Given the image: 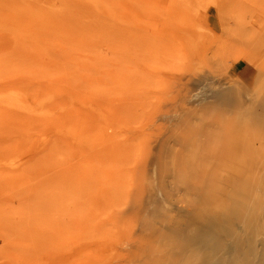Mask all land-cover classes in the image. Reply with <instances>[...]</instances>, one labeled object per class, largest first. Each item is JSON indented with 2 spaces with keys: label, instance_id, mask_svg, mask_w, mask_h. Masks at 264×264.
<instances>
[{
  "label": "rangeland",
  "instance_id": "obj_1",
  "mask_svg": "<svg viewBox=\"0 0 264 264\" xmlns=\"http://www.w3.org/2000/svg\"><path fill=\"white\" fill-rule=\"evenodd\" d=\"M0 264H264V0H0Z\"/></svg>",
  "mask_w": 264,
  "mask_h": 264
},
{
  "label": "bare ground",
  "instance_id": "obj_2",
  "mask_svg": "<svg viewBox=\"0 0 264 264\" xmlns=\"http://www.w3.org/2000/svg\"><path fill=\"white\" fill-rule=\"evenodd\" d=\"M213 123H214V122H213ZM223 126H224V124H223ZM224 128H225V127H224ZM210 131H211V130H210ZM215 131H216V130H215ZM215 131H214V132H215ZM253 132H254V131H253ZM211 133H212V131H211ZM258 133H259V132H258ZM213 134H215V133H213ZM251 134H252V133H251ZM255 134H256V133H255ZM260 134H261V133H260ZM258 136L260 137V135H258ZM223 137H224V136H223ZM255 137H256V136H255ZM256 138H258V137H256ZM260 138H261V137H260ZM240 140H241V139H240ZM213 141H214V140H213ZM234 141H235V140H234ZM234 141H233V142H234ZM246 141H247V140H246ZM250 141H251V140H250ZM252 141H253V140H252ZM252 141H251V142H252ZM235 142H237V141H235ZM241 143H242V142H241ZM241 143H240V144H241ZM247 145H248V144H247ZM262 148H263V147H262ZM237 149H239V148H237ZM254 151H255V150H254ZM231 170H233V169H231ZM232 193L235 194V196H236L239 192H235V191H234V192H232ZM232 193H231V194H232ZM238 196H239V195H238ZM238 196H237V197H238ZM213 201H214L213 204L216 206V205H217L216 201H215V200H212V202H213ZM216 207H217V206H216ZM220 207L225 209V206H224V205H223V206H220ZM224 209H223V211H226V210H224ZM224 214H225V213H224ZM223 216H224V215H223ZM225 216H226V215H225ZM225 219H226V220H229L228 218H225ZM224 221H225V220H224ZM253 221H255V219H251L250 223H246V225H245V229H247V230H251V229H253V228H252V227H253V225H252V224H253ZM229 224H230V222H229ZM255 234H256V233H255ZM255 234H253V236L256 238L257 235L255 236ZM257 234H258V233H257ZM258 235H260V234H258ZM255 238H254V239H255ZM254 239H252V240H254ZM255 241H256V240H255ZM255 249H256L255 247H252V250H253V251H255ZM262 258H263V257H262Z\"/></svg>",
  "mask_w": 264,
  "mask_h": 264
}]
</instances>
